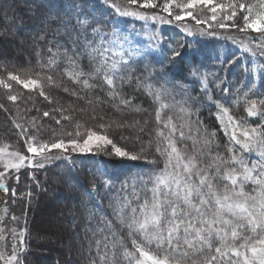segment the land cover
Masks as SVG:
<instances>
[{
    "label": "trees",
    "instance_id": "trees-1",
    "mask_svg": "<svg viewBox=\"0 0 264 264\" xmlns=\"http://www.w3.org/2000/svg\"><path fill=\"white\" fill-rule=\"evenodd\" d=\"M130 1L0 0V77L35 78L43 88L28 90L11 80L6 91L1 86L0 138L23 151L26 145H50L96 132L137 157L126 160L108 148L57 153L42 166L21 171L15 189L0 180V210L14 193L20 197L16 204L26 212L24 264H136L144 258L133 240L170 263L211 264L218 256L216 248L223 250L225 243L251 259V252L240 246L255 245L264 231L240 229L232 239V227L246 221L227 208L221 212L222 219L232 221L226 242L213 235L211 247L199 241L189 246L181 231L175 251L166 243H149L142 233L130 235L128 221L117 209L126 205L124 216L129 217L136 208L141 220V205L147 203L151 211L156 178L176 171V159L169 164L165 153L169 138L193 159L189 182L198 185L204 175L212 181L211 204L203 207L209 218L217 211L216 196L225 204L246 202L250 210L264 200V183L257 182L264 181V30L243 27L244 10L256 11L260 0H213L215 12L193 9L200 24L172 21L170 16L167 23L125 17L121 9ZM173 1L183 6L187 0ZM157 9L145 8L155 13ZM118 21L144 37L150 49L138 57L108 60ZM174 52L181 55L173 59ZM108 76L114 87L106 83ZM233 156L242 163L233 162ZM245 167L252 170L251 179H243ZM226 174L235 176L237 184ZM203 192L207 196L208 188ZM42 206L51 207L57 224L60 221L58 246L36 237L34 219ZM148 231L155 234L158 229L149 224ZM187 239L193 240L194 234ZM125 249L134 259L125 257ZM229 259L243 264V256L230 251L216 264Z\"/></svg>",
    "mask_w": 264,
    "mask_h": 264
},
{
    "label": "snow or ice",
    "instance_id": "snow-or-ice-1",
    "mask_svg": "<svg viewBox=\"0 0 264 264\" xmlns=\"http://www.w3.org/2000/svg\"><path fill=\"white\" fill-rule=\"evenodd\" d=\"M133 3L136 0H132ZM172 0L168 3H164L163 11L171 14ZM197 3L203 5H209L213 3V0H188V3L181 6L179 4L176 7L183 8V15L175 16L176 20H181L183 17L192 16V9ZM143 8H155L156 4L153 0H143L141 5ZM243 8V5H241ZM215 8L212 9L215 12ZM235 15V14H234ZM215 18V17H213ZM250 17H245V26L251 28L256 31H260L264 29V12H261L255 19L251 20L249 23ZM181 53L174 52L173 59L180 56ZM112 69L116 68V64H112ZM12 80H18L17 76H11ZM24 84L25 88L29 86H35L38 81L30 80L27 82L19 81ZM106 83L114 87V79L111 76L106 78ZM43 94V93H42ZM9 99L15 100L16 97H9ZM255 105H253V108ZM250 115H256L255 111H249ZM48 113H45L47 116ZM158 120L160 119L159 113L157 115ZM167 126V125H165ZM175 129L173 128V132ZM255 132V129L252 130ZM162 135V133L160 134ZM248 133H245V136H248ZM183 136V133H181ZM95 140L97 144L108 145L111 144L112 141L109 140L105 136H98L95 133H89L88 138L84 140V144L81 145L76 140L69 141V144L72 147V150L75 152L79 150L82 153L90 151L91 142ZM35 140L33 138V144ZM66 145L63 141H59L57 143H52L50 145L43 144L39 148L32 146L31 144L28 147V151L35 155H42L45 151H50L51 149H66ZM248 145H245L247 148ZM158 151L160 149L158 148ZM114 152L116 155L120 157H128L131 159H136V156L129 157V154L125 151H122L120 148L114 146ZM165 153L169 158V164L172 159L175 158L177 164L175 166L176 171L174 174H170L166 177H157L156 185L152 189L153 192V204L151 211H148L147 203L145 205L140 206V213L144 216V219L141 220L137 217V209H131V216L125 217L124 212L126 210V205L117 209L122 219H126L128 221V227L130 229V235H136L137 233H142L148 239V242L151 243L153 240L158 241V247L163 246L165 243L169 246L170 250H178V248H173L174 243L178 245V241L180 239V232L183 231L185 237V243L189 246H192L195 241L201 242L203 245H207L211 247V238L213 235L219 237L222 241L226 242L228 239V233L226 231L227 226H232V221L224 220L221 217V212L227 208V211L232 213L234 216L240 217L242 220L246 221V224L240 223L232 227L231 237L232 239H236L239 236V230L249 228L253 233H257L258 231H264V200L261 201L259 207L257 208L255 205L252 206V210H250L247 203H229L225 204L222 202V199L219 196L215 198L216 204V214L209 218L203 210L204 206H208L211 204V201L208 199V196L212 195V181L208 179L207 175L200 176L199 184L193 185L189 182L188 177L191 175L192 168L195 167L194 163L189 161L188 163H183L179 150L175 146V142L169 138L168 139V147L165 149ZM23 159V157H21ZM233 162L242 163V161L238 160L237 157L233 156ZM167 167V165H166ZM183 171V175L181 174V170ZM245 175L243 177L244 180L251 179V171L247 167L244 169ZM226 179H230L233 185L237 184V178L235 176L227 175ZM258 183H264V181H257ZM163 187L164 191H161ZM208 188L207 196L204 194L203 189ZM196 199H199V204L194 203ZM229 199L228 196L223 197L224 201ZM179 202H182L189 210L185 211L180 207ZM170 209V211H169ZM192 210H195L196 215L193 216ZM254 212H257L258 215H255ZM167 221L166 227H161ZM149 224L158 229L155 234H149ZM166 232V235H165ZM194 234L193 240H188L187 237L189 235ZM115 239V237H114ZM113 248L117 247V243H113ZM133 246L136 251L139 252L140 256L144 259L137 260L136 264H144V261H150V264H169L167 258L157 259L153 255H151L148 251L144 249L141 244H137L135 240H133ZM241 248L248 249L251 252V259H249L247 252H241L239 249L233 247L228 248L226 243L225 247L222 250L221 248H216V253L218 256H213L211 258V264H216L217 260L220 258H224L228 256L229 251L233 256L241 257L243 256V264H264V238H261L256 242L255 245H252L250 248L248 245H241ZM124 255L126 258L134 259V255L131 252H128L125 249ZM224 264H231V260H227Z\"/></svg>",
    "mask_w": 264,
    "mask_h": 264
},
{
    "label": "rangeland",
    "instance_id": "rangeland-1",
    "mask_svg": "<svg viewBox=\"0 0 264 264\" xmlns=\"http://www.w3.org/2000/svg\"><path fill=\"white\" fill-rule=\"evenodd\" d=\"M170 2H164L168 3ZM143 3V0H136L135 3L130 1L125 7H123L121 12L123 13V16L132 17V18H140V19H150L152 21H161V22H169L170 16L172 21H176L175 16L177 15H183V8L176 7L177 3H175L172 0L171 3V14L163 11V5L156 4L157 12L152 11H146L145 8L141 7ZM188 3V0L185 1V4ZM184 4V5H185ZM224 9V5H219ZM258 6L256 11H249L244 10V22L243 27L253 30L251 28H248L245 26V17H250L249 23H251L252 19H255L261 12H264V0L258 1ZM201 8L206 9L209 8L211 11V8H216L214 1L212 4L209 5H203L197 3L190 11L192 12V16H184L183 19H190L192 21H195V23L200 24L201 21H199L197 18H195V15L193 13L194 8ZM222 9V10H223ZM248 9V8H247ZM181 19V20H183ZM212 21L215 20V18L211 19ZM178 21V20H177ZM117 36L115 43L113 45V48L111 52L107 54L108 60H111L110 58L114 57H121V58H130V57H138L145 52H147L150 49V44L148 41L145 40L144 37H140L138 35H134L131 31H128L126 26L122 22H117ZM264 30V29H262ZM256 31V30H253ZM188 32H191L189 30ZM15 76V75H14ZM7 80H11L12 82H15L19 86L23 87L24 89L28 90H42V84L40 83V80L35 78H19L18 80H12L11 76L9 78H1L0 77V88L3 86L4 91L7 90L8 87H12L11 84H8ZM30 80H36L38 83L35 86H29L28 88L24 87L23 83H20L19 81H30ZM5 87V88H4ZM7 94V93H5ZM8 95V94H7ZM98 136H105L109 140L112 141L111 144L103 145V144H97L95 140L91 142L90 151L82 153L79 150L73 151L71 145L69 144V141H65L64 144L67 146L66 149H51L50 151L45 152H51L52 154L47 155H35L33 153H30L28 151L29 145H26V150H20L18 148H15L10 142L6 141L5 139L0 138V180L2 182H8L9 186L11 188H16L17 183L19 182V174L24 169L31 170L32 168L36 166H42L44 163H47L51 161L52 159H55V156L57 153H76V154H87L90 152H93L95 150L99 149H106L108 148L113 154L114 152V146L120 148L122 151H125L129 154V157H131L133 154L124 150L121 146L116 144L110 137H108L105 134L102 133H96ZM88 135H85L82 138L73 139L78 141L79 144L83 145L84 140L88 138ZM72 141V140H70ZM33 146V145H32ZM41 145H36L35 147L39 148ZM179 152L182 155V161L186 158L189 159L186 163L189 161L193 162L191 155L187 156L182 152V149H178ZM23 157V159H21ZM126 160L131 159L128 157H122ZM194 167L192 168V170ZM11 198H9V202L7 204V207L5 206L2 211L3 216L0 218V228L2 231V240L0 241V264H24L23 256L26 251V241H27V230H28V221L26 219V212L25 210L20 209L19 205L16 204L17 200L20 197H16L14 193H11ZM51 207H43L41 208V211L38 212V215L34 219L35 226L38 225V228H36L39 235H36L37 238L41 240H45L46 245L50 246H58V242L56 241V238L60 237V227L58 228L57 224L58 220L57 218L54 219V215H52ZM147 264H150V261L146 260ZM46 264H49L47 262ZM169 264H179V263H170Z\"/></svg>",
    "mask_w": 264,
    "mask_h": 264
}]
</instances>
